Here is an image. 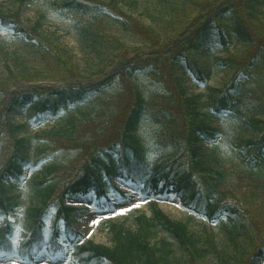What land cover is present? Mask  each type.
Returning <instances> with one entry per match:
<instances>
[{"label": "rangeland", "instance_id": "rangeland-1", "mask_svg": "<svg viewBox=\"0 0 264 264\" xmlns=\"http://www.w3.org/2000/svg\"><path fill=\"white\" fill-rule=\"evenodd\" d=\"M87 1L94 4L101 3V11L95 15H72L57 10V6L61 4L55 0H23L22 2L0 0L1 15L11 16L18 13L19 22L26 28H31L38 22L37 34L65 50L81 75L80 78L68 79L63 83L53 79H33L50 76L52 73L49 65L39 59L36 50L25 36L17 34L13 26L6 27L0 23V81H8L7 78L10 76L8 69L12 71L14 77L12 83L8 81L9 85H6L0 94V165L10 153L11 147L3 117L14 126L20 127L14 137L24 141L22 152L26 158L20 180L18 182L8 180L5 183L7 194L18 204V207L15 212L7 216L0 212V231L10 224L14 242L20 244L28 239L33 224L30 212L40 207L42 203L41 194L37 190L53 188L57 182H49L44 187L39 184L55 170L64 169L82 157L84 152L78 148V144L101 134L110 126L120 114V109L125 108L129 103L133 91L130 88L134 86L144 102L156 96L166 95V85L162 80L160 82L149 74V71L131 73L132 61L135 58L144 62L153 60L152 52L150 44L139 43L142 42L141 38L126 32L123 25L135 21L143 27H151L163 40L175 39L179 33L178 27L171 25L173 15L178 17L181 13L193 11H196L193 22L197 23L196 26L205 28L202 33V47L192 54V58L203 73L204 82H196L186 72L182 60L174 64V74L184 96L195 108L196 113L209 128L218 132L217 137L212 141L199 139V156L205 168L228 172L219 196H233L239 200L243 194L242 189H247L252 183H261L255 195L254 207L264 219V169L246 168L238 163L236 157L237 148L247 140H254L257 129L249 122L236 120L229 113L216 117L209 110L216 91L229 83L236 74L232 68L224 66L222 62L226 58L237 57L247 52L250 58L256 50L253 47L247 49L248 32L244 34L240 30L235 17L230 12L219 11L217 15L214 14L218 8L225 5L226 0H209L207 13L203 11L206 9L205 3H201L202 7L198 6V9L193 10V6L182 0H115L116 10L109 6L110 0ZM258 14V18L264 23V3L259 6ZM219 29L226 40L225 46L219 38ZM250 29L248 24L247 30ZM95 37L100 40L96 42ZM113 42L121 43L122 49L119 50ZM99 70H105L108 79L104 80L96 75ZM168 71L173 72L172 66L167 68L166 73ZM24 77L28 80H23ZM18 82L32 85L35 89L44 83L54 85L57 82L61 85L57 89H60L64 83L71 82L70 89L87 90V97L79 103L62 109L55 117L36 115L33 105L11 111L12 103L6 105L7 94ZM127 88L129 90L126 92ZM121 94L124 95L119 108ZM116 107L119 108L117 111ZM258 118L263 119L264 113ZM154 122L148 112L140 113L133 133L136 143L134 148L131 146L151 165L172 154L168 143L163 145L157 143L159 132L158 125ZM53 141H63L69 147L62 150L54 149L55 146L60 147L62 144ZM132 149L127 150L130 156L133 153ZM48 150L52 154L43 157L42 155ZM117 152L118 150L111 156L114 161L118 158ZM104 183L109 189L99 202L93 194L67 196L64 201L66 207L75 210L70 219L72 228L81 235L79 240L81 244L90 241L95 245L110 247L111 223L122 224L130 231H137L139 225L136 217L144 214L150 218L156 209L162 211L171 220L184 224L190 235L200 242L206 253L198 264H242L241 256H247L249 252L245 246V236L249 234V228L236 215L208 223L205 219L185 210L174 196L143 200L137 195L136 188L131 183L114 178L104 179ZM111 187L127 195L129 206L120 207L125 201H117ZM108 204L112 206V210L106 209ZM54 215L53 208L49 211L45 222L47 235L54 223ZM147 235L152 246L161 248L162 241L169 244L164 252L169 264H189L184 249L160 228H151ZM252 263L264 264V254L260 258L253 259ZM0 264H29V262L14 257L0 261ZM31 264H66V260L51 258L42 253ZM98 264L108 263L100 261Z\"/></svg>", "mask_w": 264, "mask_h": 264}, {"label": "trees", "instance_id": "trees-1", "mask_svg": "<svg viewBox=\"0 0 264 264\" xmlns=\"http://www.w3.org/2000/svg\"><path fill=\"white\" fill-rule=\"evenodd\" d=\"M55 1L61 4L56 9L66 14L87 16L95 15L101 11V3L94 4L87 0ZM182 1L193 8L202 7L201 3H205L206 9L203 11L207 13L209 0ZM110 2L109 6L116 10L115 0H110ZM261 3H264V0H226L225 5L214 12L215 15L219 11L230 12L235 17L240 30L244 34L248 32L247 49H250L249 47L256 49L250 58L247 52L237 57L226 58L222 62L224 66L232 68L236 74L229 83L216 91V95L209 105V110L214 116L220 117L229 113L236 120L249 122L257 129L256 138L243 142L237 148L236 153L238 163L251 170L264 169V118H258L264 113V23L258 18L257 9ZM195 12L181 13L182 15L180 14L178 17L173 15L171 25L178 27L179 33L175 39L163 40L151 27H143L135 21L123 25L126 32L141 38L142 42L139 41V43L150 44L152 52L153 60L144 62L142 59L135 58L130 65L131 73L149 71V74L160 82L162 80L166 85L167 93L163 94L166 97L156 96L150 101L144 102L135 87H129L133 90L129 103L125 105V108L120 109V114L110 126L101 134L78 144V148L84 152L82 157L64 169L55 170L45 178L43 183L39 184L44 187L49 182H57L53 188L37 190L41 194L42 203L40 207L34 208L30 212L33 224L29 238L18 245L12 240L11 225L0 232L1 260L16 256L21 261L32 262L42 252H46L52 258H62L65 256L66 250L64 246L60 245V242L64 241L71 250L67 256V264H98L100 261H106L109 264H169L164 254L169 244L162 241L161 248H158L152 246L148 240V230L157 227L184 249L189 264H198L201 261L206 251L200 242L190 235L187 227L156 210L150 218L144 215L136 217L139 225L137 231H130L122 224H111L110 247L95 245L92 242L79 247L77 241L81 236L71 228L70 215L73 209L64 206L65 198L93 193L100 200L101 197H105L106 191L109 189L103 182L105 178H116L133 184L137 189V194L145 199L173 195L185 209L205 218L209 223L218 222L225 216L236 215L249 228V234L245 236V246L249 250L246 252L252 257L263 256L264 219L254 207L255 195L262 184L252 183L247 189H242L243 194L239 200L233 196H219V191L228 177V172L205 168L198 151L199 139L212 141L217 137L218 132L209 128L196 113L175 78L174 64L182 60L186 72L196 82H204L203 73L192 58V54L202 47V33L205 30L193 22ZM0 23L6 27L13 26V30L17 34L25 36L36 50L39 59L49 65L52 73L50 76L34 77L33 79H53L63 82L68 79L80 78L81 75L72 64L68 53L37 34L38 22L31 28H26L19 22L18 13H15L11 16L0 14ZM248 24L251 27L249 31L247 30ZM218 35L221 43L225 46L226 40L220 29ZM99 40L100 38L95 37L96 42ZM113 43L119 50L122 49L121 43ZM170 66H172L173 72L166 73ZM8 73L10 76L7 80L12 83L13 73L10 69H8ZM95 74L103 77L105 70H99ZM23 80L28 79L24 77ZM8 81H0V94L4 91L3 88L9 85ZM129 88L125 91L127 92ZM86 91L52 92L37 89L19 95L10 110L14 111L33 105L36 115L55 117L62 109L83 101L87 97ZM123 95L120 96L119 108ZM148 107L150 108L148 109ZM119 108L116 107V111ZM142 111L148 112L154 119V123L158 125L157 143L162 145L168 143L172 148V154L160 159L154 165L148 164L131 148L136 143L133 133ZM3 118L8 129L7 133L10 137L8 141L11 146L10 153L5 156V160L0 165V211L7 215L15 212L18 204L8 196L5 183L8 180L14 182L20 180L26 158L22 152L24 141L14 137L20 127L9 123L6 117ZM53 142L62 144L60 147L55 146L54 149L62 150L69 147L63 141ZM128 149L133 150L132 156L128 154ZM117 150L118 158L114 161L111 156ZM51 154L48 150L42 156L46 157ZM114 193L118 201L126 199L124 193L116 192V190ZM50 207H54L56 210V223L48 238L44 235V222ZM110 208L109 205L107 209ZM210 247L213 248V245L210 244ZM242 262V264H251L248 255L245 259L242 257Z\"/></svg>", "mask_w": 264, "mask_h": 264}, {"label": "bare ground", "instance_id": "bare-ground-1", "mask_svg": "<svg viewBox=\"0 0 264 264\" xmlns=\"http://www.w3.org/2000/svg\"><path fill=\"white\" fill-rule=\"evenodd\" d=\"M262 4V3H261ZM261 4H259V6L261 5ZM259 6L257 7V9L259 8ZM194 9H198V7L197 8H193V10ZM68 84H71V82L70 83H68ZM51 85H53V84H51V83H44V84H42L41 86H44V87H49V86H51ZM54 86H58V84L56 83V84H54ZM28 87H32V85H25V84H21V85H17V86H14V87H12L11 88V90L8 92V94H7V104H9V103H11L12 102V100L20 93V92H22V91H24V90H26ZM127 207V206H129L128 205V203L127 204H124L123 206H120V207ZM245 249V248H244ZM246 250V249H245ZM245 254H247L246 252H245ZM248 256H249V263L251 262V264H253L252 263V261H253V259H255V258H260V257H252L249 253L247 254ZM243 256H241V258H242ZM246 258V256H244V259ZM247 262H248V260H246ZM245 261V262H246ZM243 263V262H242ZM245 264V263H244Z\"/></svg>", "mask_w": 264, "mask_h": 264}, {"label": "water", "instance_id": "water-1", "mask_svg": "<svg viewBox=\"0 0 264 264\" xmlns=\"http://www.w3.org/2000/svg\"><path fill=\"white\" fill-rule=\"evenodd\" d=\"M17 84H20V83H17ZM53 90H57V88L56 87H51ZM62 88L63 89H68V88H70L68 85H63L62 86Z\"/></svg>", "mask_w": 264, "mask_h": 264}]
</instances>
